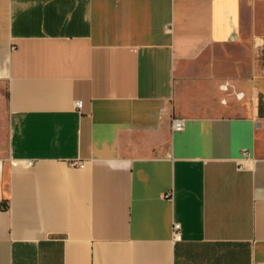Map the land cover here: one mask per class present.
<instances>
[{"label": "crops", "instance_id": "obj_1", "mask_svg": "<svg viewBox=\"0 0 264 264\" xmlns=\"http://www.w3.org/2000/svg\"><path fill=\"white\" fill-rule=\"evenodd\" d=\"M0 264H264V0H0Z\"/></svg>", "mask_w": 264, "mask_h": 264}, {"label": "built area", "instance_id": "obj_2", "mask_svg": "<svg viewBox=\"0 0 264 264\" xmlns=\"http://www.w3.org/2000/svg\"><path fill=\"white\" fill-rule=\"evenodd\" d=\"M75 107H76L77 110H80L81 107H82L81 102H77L75 104ZM183 127H184L183 120H181V119H175V120H173V122H172V128H173V130H175V131H181V130H183ZM32 165H33V162L32 161H27L25 163V166L26 167H30ZM70 166L73 167V168H80V169L83 168V164H80L78 162H72L70 164ZM173 239L176 242L181 241L180 226L178 224H175L173 226Z\"/></svg>", "mask_w": 264, "mask_h": 264}, {"label": "rangeland", "instance_id": "obj_3", "mask_svg": "<svg viewBox=\"0 0 264 264\" xmlns=\"http://www.w3.org/2000/svg\"><path fill=\"white\" fill-rule=\"evenodd\" d=\"M245 63H247L246 59H245Z\"/></svg>", "mask_w": 264, "mask_h": 264}]
</instances>
